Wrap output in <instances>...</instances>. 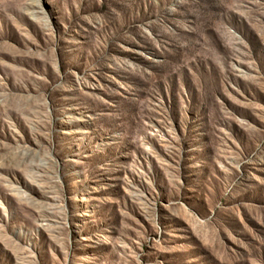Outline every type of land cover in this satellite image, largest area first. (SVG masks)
<instances>
[{"label": "rangeland", "instance_id": "rangeland-1", "mask_svg": "<svg viewBox=\"0 0 264 264\" xmlns=\"http://www.w3.org/2000/svg\"><path fill=\"white\" fill-rule=\"evenodd\" d=\"M0 264H264V0H0Z\"/></svg>", "mask_w": 264, "mask_h": 264}]
</instances>
